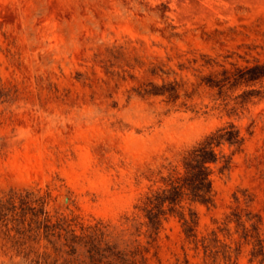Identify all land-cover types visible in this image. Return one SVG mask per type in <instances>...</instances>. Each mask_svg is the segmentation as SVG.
Instances as JSON below:
<instances>
[{
    "label": "rangeland",
    "instance_id": "rangeland-1",
    "mask_svg": "<svg viewBox=\"0 0 264 264\" xmlns=\"http://www.w3.org/2000/svg\"><path fill=\"white\" fill-rule=\"evenodd\" d=\"M256 62L264 0H0V201L34 208L0 222V264H92L93 245L127 264H264V99L233 110L202 82ZM168 84L175 102L149 94ZM227 123L245 141L219 149L213 205L185 197L153 231L149 199Z\"/></svg>",
    "mask_w": 264,
    "mask_h": 264
},
{
    "label": "trees",
    "instance_id": "trees-1",
    "mask_svg": "<svg viewBox=\"0 0 264 264\" xmlns=\"http://www.w3.org/2000/svg\"><path fill=\"white\" fill-rule=\"evenodd\" d=\"M203 84L210 89L217 90V97L226 107L232 103V109H243L254 101L264 99V63L256 62L244 67L224 69L221 72L209 74L203 79ZM259 84V88L255 85ZM154 96H165L168 102H175L178 99L175 87L172 84L163 85L156 92L149 93ZM245 141L240 129L233 123H227L205 136L199 143L190 149L183 158L184 174L169 183V187L156 193L149 199V209L147 210L148 226L153 231H158L161 226L162 216L167 212L173 213L179 207L182 200L188 197L194 202L205 205H213V183L211 165L216 164L220 158L219 149L228 145L235 147L239 151ZM229 161L225 160L223 169H226ZM28 196L31 193L27 194ZM21 196H10L5 201H0V222H4L9 213H18L19 209L24 212L28 208L29 202ZM16 200L21 204L18 208ZM25 206L26 208L22 207ZM167 206V209L165 207ZM33 216H36L32 213ZM37 215H45L44 221L48 222V215L43 205L37 210ZM181 220L186 225L185 233L187 237L196 238L194 228L196 226V216L190 213L186 219L179 213ZM89 253L92 264H127L125 256H117L109 248L101 249L93 245ZM109 254L106 255L105 253ZM98 258V259H96Z\"/></svg>",
    "mask_w": 264,
    "mask_h": 264
}]
</instances>
